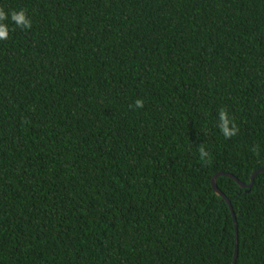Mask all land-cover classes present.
<instances>
[{"label": "trees", "instance_id": "1", "mask_svg": "<svg viewBox=\"0 0 264 264\" xmlns=\"http://www.w3.org/2000/svg\"><path fill=\"white\" fill-rule=\"evenodd\" d=\"M0 7V264H264V0Z\"/></svg>", "mask_w": 264, "mask_h": 264}, {"label": "clouds", "instance_id": "2", "mask_svg": "<svg viewBox=\"0 0 264 264\" xmlns=\"http://www.w3.org/2000/svg\"><path fill=\"white\" fill-rule=\"evenodd\" d=\"M6 21L14 22L16 27H21L25 30L30 29L32 27V20L27 15V12L23 9L16 11L12 10L11 12L6 11L3 7H0V41H6L10 36V26ZM145 101L143 99H136L135 107L140 109L143 108ZM219 128L223 133L225 139L232 138L236 136L239 132L238 127L233 122L231 117L228 115L226 111H220L219 113ZM201 159H204L208 156L207 151L204 147L199 149Z\"/></svg>", "mask_w": 264, "mask_h": 264}, {"label": "water", "instance_id": "3", "mask_svg": "<svg viewBox=\"0 0 264 264\" xmlns=\"http://www.w3.org/2000/svg\"><path fill=\"white\" fill-rule=\"evenodd\" d=\"M259 173H264V170H261L259 172H257L253 177H252V182L250 185H243L241 184V186L243 188H252L254 186V182H255V177L259 174ZM222 174H218L214 179H213V188L215 190V192L218 194V196L222 197L224 200L227 201V203L229 204L231 210H232V213L234 215V218H235V223H236V227H237V219L235 217V214H234V210H233V207H232V204L231 202L229 201V199L226 197V195L219 189L218 187V184H217V180H218V177L221 176ZM237 180V179H236ZM238 181V180H237ZM239 182V181H238ZM240 183V182H239ZM236 233H237V243H238V228H236ZM237 252H238V244H237ZM237 256L238 254L236 253V258H235V262L237 260ZM236 264V263H235Z\"/></svg>", "mask_w": 264, "mask_h": 264}]
</instances>
